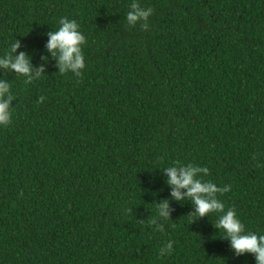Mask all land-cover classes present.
I'll use <instances>...</instances> for the list:
<instances>
[{"label":"trees","instance_id":"16d2710c","mask_svg":"<svg viewBox=\"0 0 264 264\" xmlns=\"http://www.w3.org/2000/svg\"><path fill=\"white\" fill-rule=\"evenodd\" d=\"M133 2L0 0V57L18 40L33 66L30 83L0 69L13 97L0 264H255L219 213L172 200L164 168L207 167L204 180L231 186L225 211L264 235V0H138L147 30L128 25ZM61 18L86 38L82 75L59 73L46 47Z\"/></svg>","mask_w":264,"mask_h":264},{"label":"clouds","instance_id":"9594fccd","mask_svg":"<svg viewBox=\"0 0 264 264\" xmlns=\"http://www.w3.org/2000/svg\"><path fill=\"white\" fill-rule=\"evenodd\" d=\"M131 10L127 12L128 25L140 24L144 30L149 28V18L153 13L151 7H142L138 0L131 4ZM59 28L48 33L47 49L56 59V67L61 74L71 72L77 76L82 75L85 68V56L83 45L86 42L84 34L76 20L61 18ZM20 43L16 40L11 46L14 56L0 57V69L11 70L26 78V82H32L33 66L31 58L25 52H17ZM47 60V58H44ZM40 73L44 68L39 69ZM11 85L4 79H0V128L7 127L12 122V99L10 95ZM41 97V101H43ZM167 176V184L171 187L170 196L174 201L189 199L195 206L194 213L190 215L201 218L209 213H219L215 227L224 234V238L230 242L232 251L237 255L251 254L255 257V264H264V235L255 232H246L243 223L239 219L235 209L225 211V204L218 198L230 190V185L218 186L211 180L202 177L209 174L207 167H201L192 163H174L164 168ZM171 207L167 199L157 203L158 217L164 221L171 219ZM156 230L163 231V226L156 220L151 222ZM173 242L169 241L159 250L160 256L171 255Z\"/></svg>","mask_w":264,"mask_h":264}]
</instances>
